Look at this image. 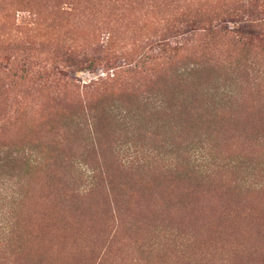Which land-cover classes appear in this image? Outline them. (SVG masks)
I'll return each instance as SVG.
<instances>
[{"label":"rangeland","instance_id":"1","mask_svg":"<svg viewBox=\"0 0 264 264\" xmlns=\"http://www.w3.org/2000/svg\"><path fill=\"white\" fill-rule=\"evenodd\" d=\"M240 1L0 0V56L30 60L27 74L17 66L14 75L0 73V128L23 133L45 108L59 110L35 129L33 143L0 147V228L11 219L13 230L0 241V264H264V187L235 218L229 209L206 218L220 202L231 206L212 194L231 188L214 161L252 158L248 180L264 185V57L237 65L232 45L255 29L251 20L264 21V9ZM194 5L210 14L186 16ZM172 20L186 55L152 87L141 80L151 59L168 60L163 48H148ZM142 55L147 63L135 66ZM111 84L114 93L100 99ZM243 100L249 107L238 110ZM215 109L231 117L207 139L201 128ZM201 147L211 158L204 150L194 156ZM143 149L144 160L132 155ZM28 153L42 160L33 177ZM155 155L175 157L185 172L202 167L210 178L190 175L185 183L197 188L169 193ZM210 220L223 236L209 231Z\"/></svg>","mask_w":264,"mask_h":264},{"label":"trees","instance_id":"2","mask_svg":"<svg viewBox=\"0 0 264 264\" xmlns=\"http://www.w3.org/2000/svg\"><path fill=\"white\" fill-rule=\"evenodd\" d=\"M248 4H250L251 9H256L257 8H263L264 9V0H247ZM250 2V3H249ZM240 6L242 4L245 5V0L244 2H239ZM246 6V5H245ZM249 6V5H248ZM188 7V6H187ZM186 7V8H187ZM196 8H191L187 9V14L186 16H190L193 15L194 17L196 16H204L205 12H207V14H210V11H205L204 9L197 7V6H193ZM204 8V7H203ZM264 11V10H263ZM253 12V11H251ZM214 20H220L221 18L219 16H213ZM258 22V20H256ZM261 22H259V24H254L252 25V23L254 22V20H251V24L250 26L255 28V29H251V31L248 32V35L246 38H240V34L236 37H238V41L237 43H232L234 50H237L236 53V59L233 60L234 62H237V65H240L242 62H244L245 64L247 62H249L248 60L251 59L250 57H258V56H263L264 57V21H262V19L260 20ZM166 26L164 29H161L159 31V36L151 42L150 44V48H148V50H153L155 49V47L157 48H163L161 50V52L158 53H165L167 55H162V58H165L168 60V62H166L165 65H159L158 62V58L157 59H151L152 61L150 62V64H152V67L150 68V72H148V75L146 74L145 76H143L141 78V80H144L146 82L151 83L152 87L157 85V81L158 79H163L166 76V72L167 69L169 67L174 66L175 60L178 59H182L185 57L186 53V47H184V45L181 44V42L177 41L174 42V38L177 37L178 34H173L178 30V24L175 23V21H169L168 23H166ZM239 32V29H237V33ZM232 33V32H230ZM226 36L231 37L232 36V41L234 40V36L233 34H229L226 33ZM173 41V42H172ZM152 46V47H151ZM11 47L10 45H6L5 48H9ZM18 49V48H17ZM163 51V52H162ZM23 52V51H22ZM169 52V53H168ZM3 53V52H2ZM160 57V58H161ZM231 56H227L228 59H230ZM147 59L148 57L146 55H142L138 60L137 63H135V66L138 67H142L147 63ZM17 66V70L22 74H27L29 71V67H30V60L27 57H24L23 59L21 58L20 61H14V59L12 60V57L9 58H5L0 56V73H3L5 76L9 73L13 74V70L14 67ZM149 69V68H148ZM148 71V70H147ZM15 74V72H14ZM13 74V75H14ZM193 74L195 75V73L193 72ZM161 75H165V76H161ZM22 77V76H20ZM112 81V84L115 86H120L122 85V81L120 80V78L118 80L114 79V77H112L110 79ZM124 82V80H123ZM144 83V82H143ZM109 85L107 87L105 86H101L103 88V92L100 94L99 98L100 99H104L107 97L108 94H112L114 92H111L109 90H107L108 87L112 86ZM139 84V82H138ZM182 83H180L181 86ZM166 85V84H165ZM163 88V87H162ZM158 89V88H157ZM158 92H161V88L158 89ZM117 94H121V91H116ZM226 98H228V95L225 93ZM230 100L229 102L232 103V98H237L236 94H233L231 96H229ZM238 100V99H237ZM228 102V101H227ZM247 101H241L240 103L237 104V108L238 110L240 108H245V107H249L246 106ZM250 102V101H249ZM252 103V102H250ZM219 108V107H218ZM216 114L214 116V119L212 120V124L207 123L206 125H204L201 129L203 130L202 135L206 134V138H210L212 135L214 137H219V134L217 133V129L221 124V121L223 120V118H229L231 117L229 114L228 115H224V116H220V114L223 115V112L218 111L217 109H215ZM45 112L46 115L38 118V120L31 118L29 120V122H27V128L26 131L23 133H18V134H11L9 132V130H5L4 128H0V147H11V146H15V147H21L23 142L26 143H33V139L32 136L35 132V129L37 127H40V124H43L44 122H47L51 119L54 120V114H59V110L54 111L52 109L47 110L46 108L43 110V113ZM17 113H19V110H17ZM232 123H237L239 124L238 121H232ZM5 130V131H4ZM212 136V137H213ZM225 137V136H224ZM200 138V137H199ZM213 139V138H212ZM205 140L202 142V144H204ZM173 151H177L179 149L178 144H173ZM203 150L205 151V159H209L211 158V153L212 151L210 149H207L205 147H201L197 150V152L194 154V156L199 157V158H204V156H201V154L203 153ZM208 150V151H207ZM230 152V151H229ZM45 153V152H43ZM135 153L137 154H141L140 157L137 156V159L144 160L145 157L148 155L150 156L148 151H146L145 149L143 150H136L135 152H133V156L135 155ZM218 153V151H217ZM177 154L180 156L181 154L177 152ZM219 155V153H218ZM28 158H26V165H27V173H29L30 177H33L34 175L39 174L42 172L43 170V166H42V160L41 158L37 157L36 155H32V160L30 159V154L28 153ZM45 157H49L50 158V154H46ZM159 156H157L158 158ZM154 159V163L156 162H162L164 165V167L162 166V168H167V173L164 176V181H166L163 186L164 188L166 187V190L169 191V193H173V192H177V191H188L189 188H193V190L195 188H197L196 185L193 184H186L185 183V179L190 178V175H198V176H206L208 178H210L209 176H207L206 174H208V172H205L203 170L202 167L199 166H192L191 168H189L188 172L184 170L185 166L181 165L182 163H177L175 162V157L172 158H166V159H162L159 158V160H156V155L153 156ZM49 160V159H48ZM230 159L224 158L222 157L220 159V163L217 164L216 161H214L212 163V165L210 164L209 166H211L212 171L217 175V177H219L221 180H225L224 182H222L224 184V186H228L231 187L230 190L228 189V191L225 193L223 192V195H221V190L217 188H213L212 189V194L215 196H219L222 197L223 201L222 203L225 204V202H229V204L231 205L230 207H225V205H222L221 202L220 204H218V206H216V208L213 207V211L212 213L208 214V216L206 218L209 217H218L219 211L220 212V216L223 215V213H225L226 210L229 209V211H231L233 213V218L234 217V212L235 215H238L239 212H237V210H239V205L242 204V206L246 205L247 203H252L258 199H260V196L257 194L258 192H260L259 190H261L262 187H264L263 184L258 183V182H251L250 180H248V178H250V172H248V167L246 164V160L249 161V163H252V158H248L245 156V161L242 160H237L238 164H233V163H229ZM172 162V163H171ZM183 162V160L181 161ZM206 163V162H205ZM208 165V163H206ZM39 165V166H38ZM186 165V164H185ZM187 167H189V165H186ZM209 166L207 167V169L209 168ZM234 167L233 170H231V168ZM178 168V169H177ZM176 170V174L174 172H172V170ZM243 172L245 175L242 177H237V174ZM210 175V174H208ZM230 175H232V179H229ZM233 176H236V178H233ZM92 178V176H91ZM95 179V178H94ZM94 179L92 181H94ZM241 179V180H239ZM248 180V181H247ZM170 201H172L174 199V197H170L168 198ZM216 201V200H215ZM233 201V202H232ZM261 205L264 206V201H260L258 202ZM258 208H262L260 206H257ZM252 209V208H249ZM220 216L218 218H220ZM7 221V220H6ZM218 220H210L208 222L209 224V231L217 233V228L220 227V222L218 223ZM10 223H12V220L10 219V221H7L6 227L5 228H0V241L1 240H6L9 239L10 237H12L13 235V230L11 231V227H10ZM235 229H236V223H235ZM218 235L221 234H225V232L223 230H221V232L217 233ZM223 236V235H221Z\"/></svg>","mask_w":264,"mask_h":264}]
</instances>
